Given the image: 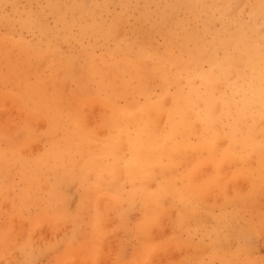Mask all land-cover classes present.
<instances>
[{
    "label": "rangeland",
    "instance_id": "374dc122",
    "mask_svg": "<svg viewBox=\"0 0 264 264\" xmlns=\"http://www.w3.org/2000/svg\"><path fill=\"white\" fill-rule=\"evenodd\" d=\"M0 1V264H264V120L254 107L252 118L235 123L244 97L264 103L256 68L241 64L209 91L194 72L192 82L165 88L146 81L154 107L139 113L145 99L134 95L135 80L93 70L110 62L114 41L73 27L66 35L81 40L59 41L57 49L74 62L63 66L51 51L28 61L18 43L45 39L23 29L27 18L12 7L17 2L22 13L44 0ZM77 1L85 9L101 2ZM136 5L123 10L113 0L95 19L103 27L122 14L126 33L135 27L137 34ZM230 9L231 18H215L181 8L159 22L169 28L183 19L179 42L205 28L207 52L223 24L230 34L253 30L264 48V0H237ZM63 10L44 8L45 22L55 27ZM150 24L141 23L150 49L163 54L165 38ZM182 55L190 63L176 47L173 57ZM119 109L138 112V121L116 123Z\"/></svg>",
    "mask_w": 264,
    "mask_h": 264
},
{
    "label": "bare ground",
    "instance_id": "6f19581e",
    "mask_svg": "<svg viewBox=\"0 0 264 264\" xmlns=\"http://www.w3.org/2000/svg\"><path fill=\"white\" fill-rule=\"evenodd\" d=\"M112 1L113 0H101L99 3H94V1H92L91 8L85 9L77 0H44L43 4H37L36 9H29L22 13L18 10L16 5L17 2H15L12 7V12L27 18L26 21H22V25L26 27L23 29L38 32L39 35L45 39L44 42H39L35 45H30L25 41H21L18 43V46L25 51L28 61H30V57H35L37 60L44 59L46 53L43 51H51L57 57V62L64 66L73 57L62 56L57 48L59 46V41H66L72 38L71 35H66V33H72L71 29L73 27H78L82 35L91 33L95 41L99 40V38H103V40L106 41H114L115 49L109 52V56L111 57L110 62L108 63L105 59H102L100 63L103 66V70L98 63H95L93 70L99 72L101 75L103 72H106L111 74L114 78L125 81L126 83L128 78L135 80L137 86H134L136 88L134 95L139 97L142 96L145 99V104L141 105L140 111H138L139 113H149V110L154 107V104L147 98L150 90L144 87L146 81H151L153 85L158 82L160 87L165 88L168 84L177 83L179 79L192 82L190 76L191 73L194 72L201 77L202 85L209 91V89H213L216 84L230 80L227 76L228 72L232 70L237 72L241 64H249L257 69L258 75L254 76V81L259 80V83L255 88V93L256 95L264 96V48L257 42L253 30L246 32L239 26L230 34L223 24L221 31L209 42L211 52H207L204 50L205 28L201 30L196 29L194 32H188L187 35L182 38L181 42H179L177 35L179 32L178 23H181L184 27L186 25L185 21L179 17L173 20L171 19V21H169V28L165 27V25H161V22H159L162 21L167 14L174 17V14L181 8L185 9L193 16L205 15L206 17H210L211 15L216 18L218 16L222 17L219 14H224L223 17L231 18L232 16L229 15L232 13L230 5L237 0H217L219 4L215 2L214 6L205 2V0H118L123 10L142 1V5L140 4L139 7L136 5L139 20L137 34L133 33L135 28L133 27L130 29L131 35L126 33L127 26L125 24L127 20L122 14L111 15L112 18L110 22L106 24L107 27H101L100 24L97 23L95 19L97 13H104V11L109 10V5ZM26 3L28 6L32 5L31 2ZM146 4L152 5L153 8H147ZM3 5H5V3L0 1V6ZM61 6L64 7V10L62 12H57L54 16L56 26L50 27V25L45 22L44 8H48L50 11H57ZM215 10L218 11L217 15H214ZM221 10L223 12H221ZM256 12L255 9H252L250 14L254 16ZM147 21L151 22L150 25L153 30L159 31L165 38L166 44L163 54H159L150 49V37L146 34V28H143L141 25V23ZM230 24L233 26L235 25L232 21H230ZM62 31L64 33L60 35L59 33ZM55 32H57L60 37L55 36ZM73 38L72 40L75 42L81 40L79 36ZM193 43L196 53L192 50ZM2 44H4V40L0 39V59L5 55ZM217 46L223 50L221 57L215 54L216 49H218ZM176 47H178L181 53H185L191 58L190 63L185 61V55L176 58L173 57ZM230 47H232L233 50H230ZM115 55H117V57ZM203 60H205V63L210 67L207 71L204 70L203 63L201 64ZM150 64L151 67H149ZM172 68L175 70L173 71ZM179 74L181 75L180 78L178 77ZM236 89L237 87L232 90L236 91ZM261 97L260 101L248 96L243 98L242 107L235 110L237 115L235 120L236 124L246 117L252 118L253 112H251V109L254 107L258 109L259 118L264 120V103ZM132 101L135 102L136 100L133 99ZM138 112L119 109L115 116V122L131 123L138 121V119L134 118V114ZM88 124L92 125V122H88ZM234 129L236 128L234 127ZM158 192L161 193V190H158ZM209 213L208 211V217L211 216ZM213 218L217 220V217ZM186 252L188 253V251ZM223 259L226 258H222V260ZM236 260L238 259L236 258ZM226 261H228V259Z\"/></svg>",
    "mask_w": 264,
    "mask_h": 264
}]
</instances>
